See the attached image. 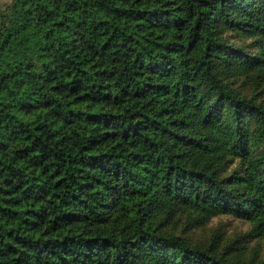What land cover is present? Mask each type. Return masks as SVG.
Wrapping results in <instances>:
<instances>
[{"label": "trees", "instance_id": "trees-1", "mask_svg": "<svg viewBox=\"0 0 264 264\" xmlns=\"http://www.w3.org/2000/svg\"><path fill=\"white\" fill-rule=\"evenodd\" d=\"M227 214L264 239V0L0 4V264H264Z\"/></svg>", "mask_w": 264, "mask_h": 264}, {"label": "rangeland", "instance_id": "rangeland-1", "mask_svg": "<svg viewBox=\"0 0 264 264\" xmlns=\"http://www.w3.org/2000/svg\"><path fill=\"white\" fill-rule=\"evenodd\" d=\"M7 1L9 0H0V4ZM179 228H183V223L179 226ZM218 228L223 231L224 237L226 238H234V236L235 238L238 237L240 243L247 247V257L252 256L251 249L256 246L257 252L255 258L258 259V261H264V239L243 236L249 230L250 225L248 222L238 219L233 214L212 217L204 226L195 228L189 234L195 238L208 237L212 231Z\"/></svg>", "mask_w": 264, "mask_h": 264}]
</instances>
